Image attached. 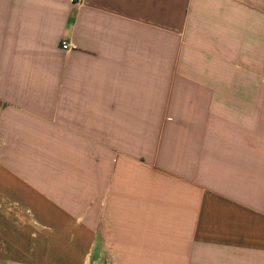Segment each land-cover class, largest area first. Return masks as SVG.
Segmentation results:
<instances>
[{
  "label": "crops",
  "instance_id": "0c3cea01",
  "mask_svg": "<svg viewBox=\"0 0 264 264\" xmlns=\"http://www.w3.org/2000/svg\"><path fill=\"white\" fill-rule=\"evenodd\" d=\"M0 264H264V0H0Z\"/></svg>",
  "mask_w": 264,
  "mask_h": 264
},
{
  "label": "built area",
  "instance_id": "2783aa9c",
  "mask_svg": "<svg viewBox=\"0 0 264 264\" xmlns=\"http://www.w3.org/2000/svg\"><path fill=\"white\" fill-rule=\"evenodd\" d=\"M61 48L63 50H72V49L75 48V46L72 43H70V42H67L65 40H62L61 41Z\"/></svg>",
  "mask_w": 264,
  "mask_h": 264
}]
</instances>
